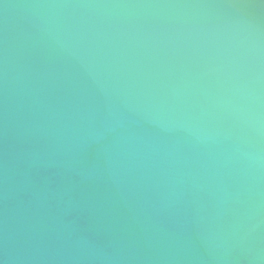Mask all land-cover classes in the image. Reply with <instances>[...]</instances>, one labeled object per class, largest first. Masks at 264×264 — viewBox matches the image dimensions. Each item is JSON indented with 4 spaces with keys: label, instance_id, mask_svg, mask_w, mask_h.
<instances>
[{
    "label": "water",
    "instance_id": "water-1",
    "mask_svg": "<svg viewBox=\"0 0 264 264\" xmlns=\"http://www.w3.org/2000/svg\"><path fill=\"white\" fill-rule=\"evenodd\" d=\"M0 264H264V0H0Z\"/></svg>",
    "mask_w": 264,
    "mask_h": 264
}]
</instances>
